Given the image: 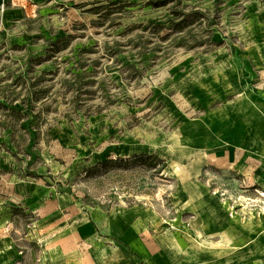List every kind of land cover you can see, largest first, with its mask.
<instances>
[{
  "label": "rangeland",
  "instance_id": "obj_1",
  "mask_svg": "<svg viewBox=\"0 0 264 264\" xmlns=\"http://www.w3.org/2000/svg\"><path fill=\"white\" fill-rule=\"evenodd\" d=\"M61 195L159 263L264 235V0H5L0 243L24 264Z\"/></svg>",
  "mask_w": 264,
  "mask_h": 264
},
{
  "label": "crops",
  "instance_id": "obj_2",
  "mask_svg": "<svg viewBox=\"0 0 264 264\" xmlns=\"http://www.w3.org/2000/svg\"><path fill=\"white\" fill-rule=\"evenodd\" d=\"M4 1L0 0V6L4 5ZM15 197H18L17 193ZM11 200H5L4 203L0 200V206ZM56 200L62 210L47 209V205L41 201L33 205V212L37 216L32 227V264H42L41 248L47 251L49 264H170L168 259L158 262L159 245L132 229L131 226L135 224L130 223L125 231L118 230L119 233L114 232L109 236L103 234V224L93 216L70 208L71 197L61 195ZM67 207L69 209H63ZM248 234L242 244L229 240L226 235L223 246L209 247V250L227 251L221 254L224 256L218 261L208 264H264V235ZM22 254V248L16 243H0V264H24Z\"/></svg>",
  "mask_w": 264,
  "mask_h": 264
}]
</instances>
